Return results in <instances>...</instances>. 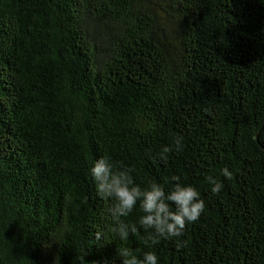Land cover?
<instances>
[{
  "label": "trees",
  "instance_id": "trees-1",
  "mask_svg": "<svg viewBox=\"0 0 264 264\" xmlns=\"http://www.w3.org/2000/svg\"><path fill=\"white\" fill-rule=\"evenodd\" d=\"M102 156L142 187L179 176L204 212L151 248L121 241L90 174ZM123 247L264 264V0H0V264H122Z\"/></svg>",
  "mask_w": 264,
  "mask_h": 264
},
{
  "label": "clouds",
  "instance_id": "clouds-1",
  "mask_svg": "<svg viewBox=\"0 0 264 264\" xmlns=\"http://www.w3.org/2000/svg\"><path fill=\"white\" fill-rule=\"evenodd\" d=\"M182 142V136L175 137L176 151L181 150ZM172 151V146H164L157 156L166 162L168 154ZM133 172L132 167L117 166L108 156H102L90 168L91 177L96 183L97 195L105 201L106 212L111 221L108 232L121 241H127L131 234L151 248L160 243L161 239L182 236L187 225L195 223L204 212L205 201L201 199L198 189L193 185L180 183L179 176L171 178L175 184L166 192L164 185L160 183L153 182L148 187L137 184ZM221 174L229 180L233 178V173L227 167L221 170ZM205 179L211 185V192L219 194L223 183L211 175ZM137 205L143 213L139 219V228L136 223L126 222L125 219ZM140 228L148 235L141 236ZM96 239L108 242L104 232L98 231ZM177 246H181L180 241H177ZM138 251L128 247L117 248L116 256L120 258L122 264H159L155 251H146L142 256L137 255ZM81 261L85 264L83 257Z\"/></svg>",
  "mask_w": 264,
  "mask_h": 264
}]
</instances>
